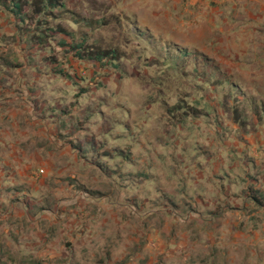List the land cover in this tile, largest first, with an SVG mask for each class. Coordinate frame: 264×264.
Here are the masks:
<instances>
[{"label": "rangeland", "instance_id": "rangeland-1", "mask_svg": "<svg viewBox=\"0 0 264 264\" xmlns=\"http://www.w3.org/2000/svg\"><path fill=\"white\" fill-rule=\"evenodd\" d=\"M28 1L72 33L54 47L116 57L28 66L38 115L0 122V264H264V0L207 41L170 1ZM215 37L229 51L200 49Z\"/></svg>", "mask_w": 264, "mask_h": 264}, {"label": "crops", "instance_id": "crops-1", "mask_svg": "<svg viewBox=\"0 0 264 264\" xmlns=\"http://www.w3.org/2000/svg\"><path fill=\"white\" fill-rule=\"evenodd\" d=\"M166 1H170V8L177 9V4L178 8H182L181 11L188 12L186 16L188 17L187 19H189V22L183 21L180 23V26L187 25V29L190 30L193 26L196 25V20H200L199 24L201 26H205V28L201 29L200 32L202 34V32L206 31L204 33L205 36L203 37L206 41L208 40V38H211L216 34L232 35V25H229V23H225V21H227L229 18L238 20L245 17V14L240 12L236 15L230 16L229 14H227L230 9H234L239 5L238 0H163V2L165 3ZM163 10L158 11V13L162 12ZM173 14L175 13L172 12L171 15ZM176 15H178V13ZM176 15L174 16L176 17ZM250 16L254 15L250 14ZM216 20L220 23L219 25L214 24ZM203 38H201L200 40H202ZM219 42H223L222 37H215L213 38V42L209 44L214 46H202L200 49L204 50L207 53L226 51L230 49L228 48V44H219ZM217 55L219 56V54ZM218 56L214 55V57H210H213V59H217ZM238 57L239 56H236V59H239ZM42 63L47 66L46 62L41 59H35L33 61L27 60V58L22 57H17L16 59L14 53V45L0 43V122L4 120L6 115H9L7 114V112L9 111L10 105H13L16 109H20L19 112L21 114L23 112L29 111L30 113H32V116L38 115L39 104L42 99L41 86L39 85L40 80L37 79L38 75H31L28 66L33 65L37 69V72L40 73V69H42ZM15 67L20 69L15 70ZM18 74L21 75L20 78L18 77ZM32 80L36 82L38 80V84ZM27 121H29V119H27ZM30 122L32 123V121ZM1 206L2 205H0V207ZM52 214L53 215H51V217L54 218V223H58L59 218L55 216V213ZM3 220L4 222L0 220V226L3 223L7 224L6 226L12 225V223L6 221L5 218ZM10 258L12 257H9V259Z\"/></svg>", "mask_w": 264, "mask_h": 264}, {"label": "trees", "instance_id": "trees-1", "mask_svg": "<svg viewBox=\"0 0 264 264\" xmlns=\"http://www.w3.org/2000/svg\"><path fill=\"white\" fill-rule=\"evenodd\" d=\"M32 6L33 4L28 0H0V43L13 44L16 59L17 57H22L30 61L35 59L44 60L46 56L45 53L47 52L46 50L48 49L65 55L62 61H69L74 58L88 59L94 61L98 68H103L102 66L106 64V58L115 59L116 54L114 51L104 52L90 49L86 50V54L83 55L85 37H82L79 42L73 43L68 42L65 38L60 39L56 42L54 47V44L50 41V37L54 36L55 32L65 33V30L60 28L59 25L54 28L46 27L43 20L40 19L36 20L33 24H28L27 21L30 19L28 11L33 9ZM54 7L63 8L64 4L61 2L57 3L56 0H45L44 4L34 9V12H38L40 9L48 10ZM55 18H57V16ZM72 21L74 23L80 22L76 18H73ZM44 22H46V20H44ZM83 22L86 24L90 21L86 19ZM66 33L64 35L72 37L71 32ZM41 49H43V51ZM184 49L185 48L180 49V52H185L188 54L186 57H188L190 53ZM54 62H50L49 67L54 68ZM110 64L112 65V63ZM115 64L113 63V65ZM115 66L118 67L117 64ZM55 70L61 73L60 69L55 68Z\"/></svg>", "mask_w": 264, "mask_h": 264}]
</instances>
